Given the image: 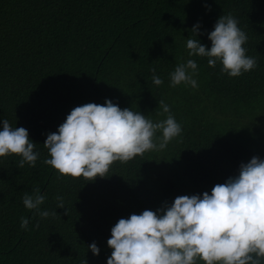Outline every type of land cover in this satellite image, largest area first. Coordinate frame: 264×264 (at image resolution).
I'll return each instance as SVG.
<instances>
[{
	"label": "trees",
	"instance_id": "1",
	"mask_svg": "<svg viewBox=\"0 0 264 264\" xmlns=\"http://www.w3.org/2000/svg\"><path fill=\"white\" fill-rule=\"evenodd\" d=\"M229 13L256 59L236 77L186 48L197 22V39L210 47L208 32ZM187 59L197 62L198 87L170 86L169 73ZM106 99L153 120L165 118L157 115L164 100L182 133L92 180L45 164L47 134L74 107ZM2 119L26 128L40 156L23 168L15 154L0 157V264H106L120 218L155 211L181 191L210 192L241 163L264 158V0H0ZM36 187L46 197L41 209L56 215L41 218L24 206V194ZM93 242L98 255L88 248Z\"/></svg>",
	"mask_w": 264,
	"mask_h": 264
},
{
	"label": "clouds",
	"instance_id": "2",
	"mask_svg": "<svg viewBox=\"0 0 264 264\" xmlns=\"http://www.w3.org/2000/svg\"><path fill=\"white\" fill-rule=\"evenodd\" d=\"M200 25L192 26L195 38L186 39L188 56L208 57L209 66L219 61L221 71L231 77L256 67V59L246 54L248 36L230 13L218 17L208 32L211 46L197 39ZM152 83L163 78L152 70ZM196 60L187 59L169 73L170 86L184 84L197 88ZM165 118L153 120L131 108L121 109L111 99L103 104L89 102L74 107L55 132L47 134L44 147L49 158L44 163L59 174L73 177H104L116 162H127L146 151H160L182 133V126L160 100ZM157 132L160 133L157 136ZM24 127L0 121V157L17 155L18 165L35 166L40 156ZM46 197L39 187L25 193L23 204L41 218L54 216V210L41 209ZM57 207L64 208L61 197ZM22 217L20 227L27 229ZM38 227V223L35 225ZM107 245L112 249L106 264H264V158L253 156L239 165L238 174L202 194L180 195L171 204L143 210L120 218L110 229ZM99 254L95 242L88 245ZM86 264V261H85Z\"/></svg>",
	"mask_w": 264,
	"mask_h": 264
},
{
	"label": "rangeland",
	"instance_id": "3",
	"mask_svg": "<svg viewBox=\"0 0 264 264\" xmlns=\"http://www.w3.org/2000/svg\"><path fill=\"white\" fill-rule=\"evenodd\" d=\"M180 195H187V192L186 191H181V192L176 193V197L180 196ZM167 204H171V202H167ZM197 264H199L198 261H197Z\"/></svg>",
	"mask_w": 264,
	"mask_h": 264
}]
</instances>
